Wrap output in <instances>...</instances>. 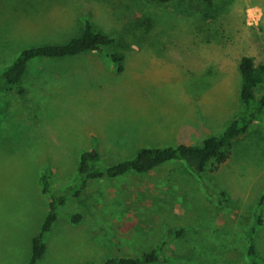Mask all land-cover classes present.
Segmentation results:
<instances>
[{"label": "rangeland", "instance_id": "rangeland-1", "mask_svg": "<svg viewBox=\"0 0 264 264\" xmlns=\"http://www.w3.org/2000/svg\"><path fill=\"white\" fill-rule=\"evenodd\" d=\"M86 19L127 44L111 47L125 52L122 72L100 51L38 57L24 92H0V264H27L32 255L49 211L47 167L64 190L77 181L86 149L97 147L106 167L142 147L196 144L220 133L242 108V57L264 63V0H0V68L24 48L81 34ZM226 154L203 177L171 161L92 181L61 208L39 264L139 254L168 226L186 228L175 254L187 242L209 259L218 250L246 264L239 245L264 192V120ZM205 182L226 192L223 204ZM74 211L81 222L68 217ZM257 233L264 264V224Z\"/></svg>", "mask_w": 264, "mask_h": 264}, {"label": "trees", "instance_id": "trees-1", "mask_svg": "<svg viewBox=\"0 0 264 264\" xmlns=\"http://www.w3.org/2000/svg\"><path fill=\"white\" fill-rule=\"evenodd\" d=\"M158 1L167 2L169 0ZM206 1L210 4L213 3V0ZM117 44L118 46L127 45L120 44L117 36L98 31L92 21L86 19L84 31L64 43H46L21 50L9 64L0 68V92L4 94L16 91L24 92L25 87L21 82L27 73L30 62L38 57L62 58L100 51L110 58L117 69L122 72L125 68L126 56L123 50L111 48L116 47ZM239 66L242 76V108L228 122L222 132L209 135L196 144L180 143L166 147H142L134 157L106 167L102 165V153L97 147L86 149L80 156L77 181L64 190H59L54 186V169L50 166L47 167L41 179L43 190L49 197V211L40 231L33 238L32 255L27 264H39L47 252L48 239L54 225L60 218L61 208L70 199L79 196L81 191L92 181L103 177H118L130 172H148L171 161L183 162L193 173L203 177L213 161L225 160L227 148L241 135L250 132L257 123L264 120V91H259L264 84V63L257 64L254 57L245 55L242 57ZM205 187L209 195L217 196L218 194L220 200L217 203L221 202L223 197L226 198L225 191L219 193L211 184L206 182ZM224 202L225 199L221 204ZM258 205L252 226L245 232V240L239 245L243 246L242 252H245V256L250 260L246 264H263L257 249L256 235L258 234L257 229L264 224L263 214L260 211L264 206V192L258 201ZM68 217L74 223H79L83 220L84 215L74 211L70 212ZM185 231L186 228L184 227L168 226L163 232L160 243L154 248L134 255L113 256L102 262L88 261L86 264H152L158 261L182 263V259L174 253L170 243L182 238ZM226 244L224 247H227ZM234 249L237 251L233 247L230 251H235ZM223 255L225 254L223 253ZM228 258L224 259L228 261Z\"/></svg>", "mask_w": 264, "mask_h": 264}, {"label": "crops", "instance_id": "crops-1", "mask_svg": "<svg viewBox=\"0 0 264 264\" xmlns=\"http://www.w3.org/2000/svg\"><path fill=\"white\" fill-rule=\"evenodd\" d=\"M163 236V235H162ZM162 236L160 238V240L153 246V248L160 243ZM181 239V238H180ZM180 239L174 240L170 243L171 248L173 249L174 252H176V245ZM184 240V238L182 239ZM184 245V248L181 252L177 253L176 255L182 259V264H218L215 263L217 262V260H221L219 264H240V262L238 261V257H235V263L234 260L229 259L226 263H224L223 260V254L222 253H218V250H214L212 253L213 255H209L211 256V258H208V253L205 251H201L199 252L196 248L192 247V245H189L187 242ZM233 252V251H231ZM231 257H234L233 255H230ZM220 257V258H219ZM180 264L179 262L176 263H166L163 261H158L156 263H152V264Z\"/></svg>", "mask_w": 264, "mask_h": 264}]
</instances>
